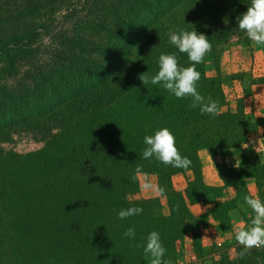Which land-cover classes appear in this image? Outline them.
<instances>
[{"label":"trees","instance_id":"trees-1","mask_svg":"<svg viewBox=\"0 0 264 264\" xmlns=\"http://www.w3.org/2000/svg\"><path fill=\"white\" fill-rule=\"evenodd\" d=\"M96 1L0 0V59L13 73L19 72L15 59L31 62L38 57V20L72 5L93 7ZM112 2L106 0L103 16L94 14L93 34L80 35L75 47L63 53L65 64L32 74L15 90H1L0 264H28L12 243L29 237L32 226L43 221L38 209L46 218L62 212L41 258L46 264H150L143 246L152 231L160 234L166 248L163 259L178 264L186 235H193L195 252L203 249L201 227L206 220L195 218L191 205L216 202L211 215L230 232V211L239 212L247 226L254 215L243 200L251 195L248 180L256 182L257 196L264 202V161L244 150L257 126L240 103L236 112L227 105V76L221 70L223 46L233 39L251 46L237 24L250 0ZM193 27L211 44L196 65L197 91L206 102L209 97L217 102L218 115L201 114L199 106L190 107L191 97L177 99L162 85H143L138 79L141 73L151 77L158 72L161 54L175 53L181 67L190 66L187 54L170 44L168 33ZM165 127L174 134L180 154L191 160L187 169L166 166L155 157L141 158L147 147L144 136ZM20 132L46 141L45 148L26 158L5 151L2 145ZM203 149L241 158V168L221 170L225 187L204 184L199 158ZM34 175L41 186L38 193L29 184ZM141 175L157 177L160 197L140 198ZM176 175L189 176L183 192L173 186ZM230 187L237 189V198L217 203ZM129 207L143 212L119 219V211ZM129 227H135L134 239L124 235ZM257 261L264 262V249L247 250L237 261L222 264Z\"/></svg>","mask_w":264,"mask_h":264},{"label":"rangeland","instance_id":"rangeland-1","mask_svg":"<svg viewBox=\"0 0 264 264\" xmlns=\"http://www.w3.org/2000/svg\"><path fill=\"white\" fill-rule=\"evenodd\" d=\"M124 2L125 0H113L112 3L122 4ZM93 3V7L91 5L90 7H86L83 4L72 5V7L66 9L59 15L44 17L38 20L37 22L42 26L40 33L36 38V42H34L36 49L39 52L38 57L31 62L26 59H15V62L22 68L19 72L13 73L10 70L8 62L5 59H0V101L2 100V97L4 99V96L1 93L3 88L8 87L15 90L23 84L25 79L29 80V77L32 74L37 75L48 69H53L59 65L65 64V60L67 59L63 57V53H65L69 47L70 50L75 47L73 43L78 40L80 35L88 36L93 34V31L95 30V27L93 26L94 14L99 12V16H103L102 10L108 5L106 0H97ZM91 7L94 11L89 10ZM94 19L96 20L97 18L95 17ZM229 43H237L245 46L238 39H233ZM226 45L223 46V52L226 50ZM61 59L63 63L60 62ZM243 78V75H232L228 76L223 81V89L226 95L227 105L230 106L233 112H236L235 108L237 103L242 105L243 100L240 98L243 96V93L240 81ZM2 146L5 151L26 158L28 155H34L41 152L46 146V141L39 137H35V135L33 136V134L20 132L15 134L9 143ZM19 172L24 174L22 170ZM152 177L155 176H140L141 199H144L142 190L146 189L145 185H150L151 187V185L153 186L156 184ZM21 182L23 183V181ZM14 184L19 185L15 182ZM29 184L36 193L39 192L41 186L37 181L36 175L29 179ZM21 185L22 184L20 183V187ZM245 210L247 212L246 206ZM38 213L43 221L32 226L33 233L29 237L12 243L14 247L20 251V257L22 260L28 264H46L41 261V258L44 257L46 247L56 228V226L53 225H58V219H60V214H62V212L57 211L51 218H46L41 209H38ZM165 213H167L166 206ZM227 238L229 241L223 245H215L206 249L202 247V253L199 251L198 253L195 252L189 247L187 241L184 240L178 264H222L223 262H226V260L229 262L237 261L240 253L245 250L243 246L235 240V234H228ZM252 249L262 250L264 247ZM256 264H264V262L257 261Z\"/></svg>","mask_w":264,"mask_h":264},{"label":"clouds","instance_id":"clouds-1","mask_svg":"<svg viewBox=\"0 0 264 264\" xmlns=\"http://www.w3.org/2000/svg\"><path fill=\"white\" fill-rule=\"evenodd\" d=\"M238 28L244 32L247 38L255 45L264 46V0H250L247 11L237 17ZM169 42L174 45L180 53L187 54L191 62L188 67H181L175 53L161 54L158 59V72L149 77L148 73H141L138 79L143 85L149 83L162 85V87L173 94L177 99L191 97V108L200 107L201 114L218 115L219 106L211 97L207 102L197 91V83L200 80V73L196 65L203 62L205 55L211 51V44L208 37L203 33L193 30H169ZM144 143L147 146L142 153V159L148 160L155 157L159 162L174 168L187 169L191 160L182 156L176 147L174 134L168 128H161L155 131L154 135L144 136ZM141 167L137 166L135 172L139 173ZM150 187V185H145ZM161 190V194H162ZM244 203L252 210L254 215L250 218V225L242 228L237 225L235 229V240L243 246L245 251L240 253L243 257L247 250L264 247V202L258 196L246 195ZM243 205H241L242 207ZM143 208L129 207L121 209L118 217L121 220L134 215L142 214ZM236 210L229 212V216L236 217ZM237 221L234 219L233 224ZM135 227H129L124 235L128 238H135ZM141 245H138V247ZM144 253L151 257L150 264H170L163 257L166 248L163 246L160 234L152 231L146 238V245L143 246Z\"/></svg>","mask_w":264,"mask_h":264},{"label":"crops","instance_id":"crops-1","mask_svg":"<svg viewBox=\"0 0 264 264\" xmlns=\"http://www.w3.org/2000/svg\"><path fill=\"white\" fill-rule=\"evenodd\" d=\"M221 70L223 75H243L240 85L243 96L242 106L245 115L256 123L257 130L255 133L249 134L247 144L244 150L247 153H254L257 157L264 161V46L255 45L251 42L250 47H245L237 43H228L226 50L223 52ZM239 103L236 104L237 111ZM199 158L202 165L203 182L208 187L223 188L225 182L221 175L224 168L238 169L241 168L242 162L238 155L223 156L218 151L203 149L199 152ZM155 185L143 189L144 199H156L160 197L158 180L156 177ZM189 176L176 175L173 177V186L177 191H185L188 186ZM154 183V182H153ZM248 190L252 196H257V184L254 180H248L246 183ZM225 198L217 200L224 202L230 199H236L238 191L235 187L225 189ZM163 204L167 207L166 198H161ZM216 206V202H201L190 206V210L195 218H203L206 220V226L201 227L202 247L204 249L223 245L228 240V234H235L237 225L247 228V221L237 212L236 217H232V230L225 232L220 228L211 215V210ZM237 223L233 224V220ZM190 248L194 250V239L192 234L186 235L185 239Z\"/></svg>","mask_w":264,"mask_h":264}]
</instances>
